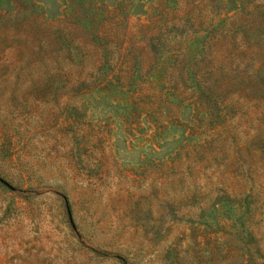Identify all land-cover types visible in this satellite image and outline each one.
Returning a JSON list of instances; mask_svg holds the SVG:
<instances>
[{
    "label": "rangeland",
    "instance_id": "1",
    "mask_svg": "<svg viewBox=\"0 0 264 264\" xmlns=\"http://www.w3.org/2000/svg\"><path fill=\"white\" fill-rule=\"evenodd\" d=\"M172 24L212 125L193 86L96 71ZM0 264H264V0H0Z\"/></svg>",
    "mask_w": 264,
    "mask_h": 264
},
{
    "label": "trees",
    "instance_id": "2",
    "mask_svg": "<svg viewBox=\"0 0 264 264\" xmlns=\"http://www.w3.org/2000/svg\"><path fill=\"white\" fill-rule=\"evenodd\" d=\"M223 21L220 19L218 23L220 28L223 26ZM168 30H172L174 36L179 34L181 29L172 24ZM168 43L171 44L168 45ZM184 43V45L181 43L180 36H174L172 43L168 40L167 33L160 31L150 36V47L157 52L155 55L160 57L153 60L151 64L143 66L139 58H136L134 63L123 69L124 74L113 70L114 68L108 60L95 68L96 71L102 73L100 81L102 80L104 84H109L111 88H117L124 93L130 87L133 88V91H137L145 82L151 83L155 88V99L161 103L163 97L160 93L166 86L172 87L176 92L178 89L180 92L188 89L189 85L193 86L191 88L195 89L196 97L192 99L196 101V108L208 111L203 113H209L207 121H209V125H212V121H217L219 118L221 102L218 101L219 92L217 93L215 87L206 82H200L199 71L201 69L197 67V61L202 58L205 49L203 38L196 34L194 39L186 40ZM176 44L179 47L173 50L172 45ZM178 52L181 53V59L177 55ZM189 96H192L191 92Z\"/></svg>",
    "mask_w": 264,
    "mask_h": 264
}]
</instances>
